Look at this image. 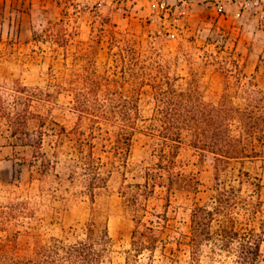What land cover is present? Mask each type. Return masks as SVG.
Returning a JSON list of instances; mask_svg holds the SVG:
<instances>
[{
	"label": "trees",
	"instance_id": "16d2710c",
	"mask_svg": "<svg viewBox=\"0 0 264 264\" xmlns=\"http://www.w3.org/2000/svg\"><path fill=\"white\" fill-rule=\"evenodd\" d=\"M69 37L63 18L50 22L43 35L33 31L35 42L51 43L53 60L57 49L65 50ZM120 40L114 39L115 50L101 71L92 53L74 55L79 66L67 70L64 51L63 70L50 74L49 89L28 87L18 79L0 81V124L8 127L13 145L31 148L30 165L40 179L45 181L61 157L68 163L64 177L54 174L55 186L45 189L41 180L35 194L0 198V264H109L112 240L107 219L94 206L95 194L107 183L110 170L104 173V167H126L137 130L155 139V159L142 168L140 181L128 182L122 173L118 193L132 220L124 263L153 264L155 250L171 242L161 235L165 213L148 206L157 192H163L166 205L174 191L197 192V177L177 162L180 145L186 143L199 162L211 167L214 193L207 203L192 204L185 264H201L203 257L208 264H264L262 180L250 169L254 162H264V88L249 91L239 104L224 93L206 100L199 82L176 87L158 57ZM144 86L150 87L154 100L147 118L139 110ZM61 90L71 95L76 122L70 129L59 126L47 153L46 119L38 109ZM139 122L147 126L139 129ZM97 141L105 160L95 155ZM83 197L91 204L90 213L78 230L70 227L60 236L34 237L26 249L18 246V227L25 219L55 220L58 205ZM165 257L169 264L176 262Z\"/></svg>",
	"mask_w": 264,
	"mask_h": 264
},
{
	"label": "rangeland",
	"instance_id": "374dc122",
	"mask_svg": "<svg viewBox=\"0 0 264 264\" xmlns=\"http://www.w3.org/2000/svg\"><path fill=\"white\" fill-rule=\"evenodd\" d=\"M219 2L224 11L196 4L174 26L155 17L145 0H129V7L125 6V0H0V81L18 79L28 87L49 89L50 74L63 70L64 51L67 70L79 66L80 61L75 63L74 55L92 53L101 71L115 50L114 39H127L141 53L158 57L176 87H185L194 80L199 82L206 100H217L224 93L239 104L249 91L264 88V0ZM60 18L64 19L70 37L65 50L57 49V59L53 60L51 43L35 42L33 31L43 35L49 23ZM164 29L172 30L174 35L163 34ZM153 105L151 89L144 86L139 100L143 118L150 115ZM38 111L46 119L43 150L48 153L59 126L70 129L76 122L70 93L61 90ZM82 126L85 127V121ZM145 126L147 122L138 124L139 129ZM154 146V138L137 130L126 167H104L103 172L110 170V174L105 187L96 191L94 206L107 219L112 240L109 264H125L124 252L129 248L132 228V220L124 211L118 193L122 173L128 182L140 181L142 168L155 159ZM95 155L106 159L99 141L95 143ZM30 160L31 148L13 145L8 127L1 122V199L10 193L19 196L37 193L42 179ZM177 162L184 172L197 177L198 190L195 194L174 191L167 205L163 192H157L158 195L150 199V209L165 213L166 227L161 235L171 241L165 249L155 250L153 264H169L165 256H172L176 261L173 264L186 263L188 253L184 243L192 204H205L214 193L211 167L199 162L195 151L186 143L180 145ZM250 169L261 175L260 198L264 202V162L256 161ZM67 172L68 163L61 157L45 181L42 180V187L55 186L54 174L64 177ZM90 206L84 197L68 198L65 204L58 205L55 220L25 219L18 227V246L26 249L34 237L60 236L70 227L78 230L87 220ZM177 240L180 243H176ZM262 252L264 255V243ZM142 259L146 260V254ZM208 263V258L201 259V264Z\"/></svg>",
	"mask_w": 264,
	"mask_h": 264
},
{
	"label": "built area",
	"instance_id": "2783aa9c",
	"mask_svg": "<svg viewBox=\"0 0 264 264\" xmlns=\"http://www.w3.org/2000/svg\"><path fill=\"white\" fill-rule=\"evenodd\" d=\"M125 1V6L129 7V0ZM145 2L151 8L153 15L160 20L162 19V23L168 22V25H174L179 19L185 17L187 10L196 4L211 7L219 12L224 11L219 0H145ZM158 33L160 32L158 31ZM163 34L167 36L174 35L170 29H164Z\"/></svg>",
	"mask_w": 264,
	"mask_h": 264
}]
</instances>
